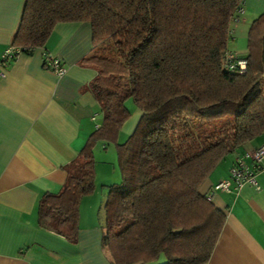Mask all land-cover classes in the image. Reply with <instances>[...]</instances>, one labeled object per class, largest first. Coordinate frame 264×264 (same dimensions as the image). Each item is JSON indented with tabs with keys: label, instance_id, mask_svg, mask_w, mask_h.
Here are the masks:
<instances>
[{
	"label": "trees",
	"instance_id": "1",
	"mask_svg": "<svg viewBox=\"0 0 264 264\" xmlns=\"http://www.w3.org/2000/svg\"><path fill=\"white\" fill-rule=\"evenodd\" d=\"M240 4L24 0L11 42L21 53L42 47L57 22H89L92 46L78 62L94 70L89 88L101 114L66 166L60 189L41 196V228L75 239L79 199L94 188L92 146L102 141L104 148L113 144L120 173L105 186L102 204L100 243L108 263H142L160 254L161 264L207 261L224 214L200 186L218 163L243 156L236 148L264 132V11L247 28L245 70L223 65L224 54L233 52L227 42ZM48 57L44 51L42 65L51 71ZM130 97L139 117L118 143Z\"/></svg>",
	"mask_w": 264,
	"mask_h": 264
},
{
	"label": "crops",
	"instance_id": "2",
	"mask_svg": "<svg viewBox=\"0 0 264 264\" xmlns=\"http://www.w3.org/2000/svg\"><path fill=\"white\" fill-rule=\"evenodd\" d=\"M23 2L0 0V60L11 45ZM262 11L264 0H242L241 21L250 23ZM91 46L88 21L57 22L42 47L19 53L0 67V264H108L97 217L106 188L97 191L94 185L79 199L73 241L37 223L41 196L60 189L66 166L101 121L89 88L94 70L78 62ZM44 51L64 66L61 76L42 65ZM262 143L264 134H259L236 152L250 154ZM99 149H105L103 144ZM93 156L97 174V159L103 157ZM229 158L200 186L224 214L203 264H264V159L254 173L257 189L243 184L237 191H212L215 182L228 178L234 153ZM244 159L250 166V158Z\"/></svg>",
	"mask_w": 264,
	"mask_h": 264
},
{
	"label": "rangeland",
	"instance_id": "3",
	"mask_svg": "<svg viewBox=\"0 0 264 264\" xmlns=\"http://www.w3.org/2000/svg\"><path fill=\"white\" fill-rule=\"evenodd\" d=\"M242 18H243V15L240 14L238 16L237 22H235L233 24L230 23V34H229L230 38L228 39V42H227L228 50L229 51L234 50L238 54V56H240V57L246 55V32H247V28L249 25V21L243 23L241 21ZM124 104L129 111V116L125 119V121L122 123V125L120 126V128L117 132L116 142H118V143H121L124 140H126L128 135L132 132V130H133V128H134V126L138 120V117H139V113L137 111L138 108L136 107V105H135V103L131 97L126 99ZM217 120L218 119H212L210 123H216ZM203 121H205V123H208V122H206V119H204ZM196 122H197V124H201V121H199V120H197ZM262 134H264V132ZM100 144H102V141H98V142H96L95 145L92 146V153H96L97 155L103 157V159H101V158L97 159V161H98L97 169L98 168L99 169L97 170V174L95 173V169H94V181H96V182H94V185H95L97 191L99 189H102L104 191V189L106 188L105 186L107 185L106 183L117 182L119 180L120 173H119V169L117 166V159H116V154L114 151L113 144L108 143L104 150L99 149ZM229 157L223 159L220 163H218L215 166L216 170L223 167V165L226 164V162L228 160H230ZM93 159H94V156H93ZM94 161H95V159H94ZM94 164H95V162H94ZM100 167L102 169H100ZM111 169L113 172H111ZM100 182H105V184L102 183V184H104V186H101ZM103 201H104V199H103ZM103 201H102V203H103ZM99 211H100V213L97 215L98 222L100 223V225L104 226V216H103L102 206L99 209ZM163 261H164V256L162 254H160L156 259L146 261V262H142V263H135V264H161ZM107 262H108V260H107Z\"/></svg>",
	"mask_w": 264,
	"mask_h": 264
},
{
	"label": "built area",
	"instance_id": "4",
	"mask_svg": "<svg viewBox=\"0 0 264 264\" xmlns=\"http://www.w3.org/2000/svg\"><path fill=\"white\" fill-rule=\"evenodd\" d=\"M237 13L240 15L242 13V5L237 7ZM237 21V18L234 20ZM21 53L20 48L9 45L4 49L1 60L0 67L7 64V61L13 59L16 55ZM48 65L51 72L55 76H61L65 72L64 66L61 62L53 57H48ZM223 65L231 70L238 73H242L246 67L245 58L236 56L234 52H226L223 56ZM2 74L0 68V75ZM98 125H96L97 127ZM245 157L250 158V166L246 164ZM264 159V143L258 145L250 154L243 156H236L233 163L228 171V178L218 180L212 185V191H225L229 192L231 189L238 190L243 184H249L257 189L256 181L254 178L255 170L259 167V164ZM232 184V186H231ZM209 195L207 197L209 198Z\"/></svg>",
	"mask_w": 264,
	"mask_h": 264
}]
</instances>
